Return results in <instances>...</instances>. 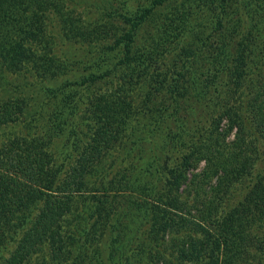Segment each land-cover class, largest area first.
<instances>
[{
  "label": "rangeland",
  "instance_id": "374dc122",
  "mask_svg": "<svg viewBox=\"0 0 264 264\" xmlns=\"http://www.w3.org/2000/svg\"><path fill=\"white\" fill-rule=\"evenodd\" d=\"M27 1L29 4L25 3V11L20 10L19 20L12 11L3 17L2 9L11 4L0 2V103L18 100L23 107V113H18L15 121L0 125V143L4 145L13 140L40 143L54 160L52 169L63 166L53 178L59 181L74 166L82 150L92 143L95 131L105 120L102 114H94L97 99L120 96L125 104L120 116H125L115 146L105 151L95 168L89 167L80 190L72 194L62 222V250L56 260L62 259L60 264H99L98 258H101L106 264H113L111 261L115 259L117 264L119 260L125 263L129 256L134 264H147V253L133 251L135 238L141 242L148 238L150 231L147 223L141 225L147 215H140L136 206L163 207V201L156 197L160 192L166 193L164 185L176 158L206 134L213 131L220 149L232 147L236 127L229 129L226 118L217 125L211 120L213 114L227 107L241 112L245 107L241 93L248 92V98L253 100V93L264 83V18L247 7L248 0H216L212 6L203 0H165L155 8V17L144 23L137 45L147 49L154 42H166L169 47L164 55L161 49L157 51L160 61L155 71L150 70L153 67L132 70L121 61L125 41L116 43L115 39L130 24L124 21L121 11H129L146 0H41L43 10L48 11L42 13L38 37L32 36L25 42L29 49H25L23 60L10 63L7 54H2V46L24 38V31L31 29L32 35L36 31L35 27L25 28L32 9L28 5L34 4L32 0ZM125 1L128 5L123 6L121 3ZM54 6L64 14L51 12ZM18 7L15 4L13 8L16 11ZM218 12L221 21L217 20ZM64 16L69 19L68 26L62 25ZM10 24L11 33H8ZM89 28L94 34L87 39ZM222 43L230 51L227 56L231 67L236 64L239 51L246 57L240 90L234 85L236 72L231 67L223 68L207 90L206 101L210 104L195 99L193 90L188 88L176 101L179 105L176 108L168 91L172 76L179 71L185 77L189 74L185 69L180 70L182 63L178 59L189 55L190 69L196 65L204 69L212 67ZM183 45L196 48V55L188 51L181 55L179 47ZM180 121L185 128L179 126ZM71 124H77L80 138L76 145L73 139H67ZM61 128L66 130L63 134L58 133ZM180 132L177 139L174 135ZM246 139L252 137L247 133ZM249 157V165L255 162V168L260 170L261 161L253 155ZM203 166L201 161L196 171H201ZM248 183V177L242 178V188L234 191V197L245 195L249 191ZM113 210L120 212L115 224ZM197 212L192 210L191 214ZM113 232L119 235L115 258L112 254L109 257L106 251L99 254L100 248L112 245L109 239ZM132 239L134 244L130 242ZM263 240L258 237L260 243ZM42 253L34 254L28 264H48L49 258H42ZM252 263L249 259L241 264Z\"/></svg>",
  "mask_w": 264,
  "mask_h": 264
},
{
  "label": "trees",
  "instance_id": "16d2710c",
  "mask_svg": "<svg viewBox=\"0 0 264 264\" xmlns=\"http://www.w3.org/2000/svg\"><path fill=\"white\" fill-rule=\"evenodd\" d=\"M3 1L11 5L2 9V16H9L12 11L17 15L16 20L21 19L20 10L25 11V3L29 4L27 0H0L1 3ZM32 1L34 4L28 5L32 9L28 14L31 16H27L29 21L25 23V28L35 27V34H31V29L24 31V38L12 40L2 46V54H7L6 58L10 63L23 60L25 49H29L25 47V42L32 36H37L43 19L42 13L48 11L43 10L41 0ZM164 1L146 0L129 11H121L124 21L130 24L128 30L121 33L115 41H125L121 61L128 69L148 67L145 69L148 70L153 67L150 70L155 71L160 61L157 51L161 49V55L167 51L169 46L166 42H154L147 49L138 48L137 45L144 23L155 17V8ZM203 1L212 6L216 0ZM15 4L19 5L16 11L13 8ZM121 4L128 5L126 1ZM246 5L264 18V0H248ZM51 12H57L59 16L64 14L58 6L51 8ZM217 15V20L221 21L220 13ZM57 19L59 21V17ZM61 20L63 26L69 25L67 16ZM11 28L12 24L8 25L6 31L11 33ZM91 28L88 29L87 39L94 34ZM226 45L222 43L220 52L214 57L213 66L206 69L196 65L191 70L187 66L189 55L183 60L178 59L182 63L180 70L185 69L189 74L185 77L179 71L172 76L168 91L175 103L191 88L195 99H202L207 105L210 104L206 101L210 84L218 78L223 68L231 67L227 56L230 51ZM181 47V55L186 51L196 55V48H185L184 45ZM237 57L236 64L231 68L236 72L234 85L239 91L244 77V70L241 72V69L244 68L246 57L243 51H239ZM181 77L185 78L183 82ZM93 78L96 80L94 76ZM85 80L82 82L85 83ZM163 83L164 78L160 84ZM159 88L162 89L163 86ZM241 95L246 109L244 107L239 112L227 107L219 114H213L211 120L217 125L226 118L229 129L236 127L232 147L224 150L216 146V138L211 131L205 138L194 142L188 152L176 158L174 168L170 169V176L164 185L166 193L160 192L156 197V200L163 201V207L156 208L157 204L151 207L137 204V212L142 216L147 215L143 217L146 220L141 225L147 223L150 231L148 238L141 242H137L135 238L136 248L133 251L138 252L137 254L147 253V264H241L249 259L253 261L252 264H264V244L261 245L264 240L261 243L258 241V237L264 238V83L253 93V100L248 98V92H242ZM17 101L6 100L0 103V125L15 121L18 113H23V107ZM96 103L98 105L93 113L95 116L102 114L105 120L95 131L92 143L82 150V155L80 154L74 166L66 172V178L62 176L59 181L54 180L59 173L56 170L61 171L63 166L52 169L54 160L40 143L20 140L4 145L0 143V264H28L33 255L41 254V251L44 252L42 258H49L48 264L63 262L62 259H56L60 258L58 254L62 250V222L69 210L71 196L80 190V183L84 182L82 180L88 174L89 167L95 168L105 151L115 146L125 116H120L125 108L120 96H113L110 100L102 96ZM177 107L179 105L176 103ZM210 107L213 110V105ZM181 121L179 126L185 128ZM61 129L58 133L63 134L66 130ZM77 130V124H71L68 128L67 139H73V145L80 138ZM247 133L252 139H246ZM180 134L181 132L174 136L179 139ZM252 155L261 161L260 170L255 168V162L253 166L249 165V156ZM201 161H204V166L198 172L196 169ZM244 177L249 178V191L245 195L234 197V191L242 188L240 182ZM183 184L186 186L182 190ZM162 188L163 186L159 190ZM182 210L186 212L182 213ZM192 210H198L197 214H191ZM113 213L115 224L120 212L113 210ZM102 238L103 235L99 239ZM118 239L119 235L113 232L109 239L112 245L100 248L99 254L106 251L109 257L112 254L115 258L119 250ZM130 242L134 244L133 239ZM112 246L114 254L111 253ZM98 260L99 264H106L103 259ZM114 260L111 261L113 264ZM124 262L119 260L117 264H134L129 256H126Z\"/></svg>",
  "mask_w": 264,
  "mask_h": 264
}]
</instances>
